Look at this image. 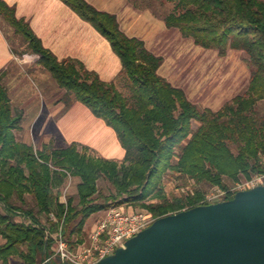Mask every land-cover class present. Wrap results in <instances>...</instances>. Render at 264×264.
I'll list each match as a JSON object with an SVG mask.
<instances>
[{"label":"trees","instance_id":"16d2710c","mask_svg":"<svg viewBox=\"0 0 264 264\" xmlns=\"http://www.w3.org/2000/svg\"><path fill=\"white\" fill-rule=\"evenodd\" d=\"M62 1L109 40L123 64L130 96L80 61H60L30 24L17 17L15 8L0 0L9 44L17 55H39L38 66L66 91L67 107L78 101L105 120L127 157L119 162L95 157L76 144L57 147L52 141L37 150L21 142L17 132L23 130L25 112L14 107L0 77V236L5 240L0 264L13 259L43 264L61 226L74 248L76 239L83 242L88 236L89 219L113 208H146L160 219L208 205L206 186L228 192L242 178L264 174V116L259 110L264 104V0H163L176 4L166 18L168 28L221 57L231 50L243 54L250 70L247 91L218 111L199 107L182 88L163 78V59L149 52L143 41L128 37L115 15L86 0ZM69 175L80 180L78 203L69 198L65 205L62 187ZM169 175L185 184L194 181L198 189L170 195ZM102 180L116 193L107 196ZM236 194L228 193L226 200ZM19 216L28 222L19 221Z\"/></svg>","mask_w":264,"mask_h":264},{"label":"crops","instance_id":"0c3cea01","mask_svg":"<svg viewBox=\"0 0 264 264\" xmlns=\"http://www.w3.org/2000/svg\"><path fill=\"white\" fill-rule=\"evenodd\" d=\"M3 1L15 8L17 17L30 24L45 48L60 61H80L86 69L97 73L102 81L115 83L120 91L121 85L127 87V79L121 84L120 79L126 77L123 64L109 40L62 0ZM86 1L101 12L115 15L128 37L143 41L149 52L162 58L159 74L175 87L182 88L192 100L189 83L181 84L180 80L176 83L173 78L183 69H180V62L191 59L193 47L199 53V46L192 39L184 38L178 29L168 28L166 18L171 11L164 12L161 2V5H149L145 0ZM5 30L0 19V77L9 90L14 107L25 112L27 128L23 126V142L35 149L39 146L40 150L52 141L57 147L76 144L94 152L97 157L124 161L127 152L116 131L78 101L67 107L64 102L66 91L57 83H50L51 75L38 66L35 54H15ZM233 52L237 51L231 50L227 56ZM18 219L27 220L22 216ZM93 231H87L84 241Z\"/></svg>","mask_w":264,"mask_h":264},{"label":"water","instance_id":"95a60500","mask_svg":"<svg viewBox=\"0 0 264 264\" xmlns=\"http://www.w3.org/2000/svg\"><path fill=\"white\" fill-rule=\"evenodd\" d=\"M97 264H264V185L157 219Z\"/></svg>","mask_w":264,"mask_h":264},{"label":"rangeland","instance_id":"374dc122","mask_svg":"<svg viewBox=\"0 0 264 264\" xmlns=\"http://www.w3.org/2000/svg\"><path fill=\"white\" fill-rule=\"evenodd\" d=\"M159 2H161L162 5H164L163 6L164 8L162 9L164 12L167 11L173 12L175 10V6H176L175 3H168L160 0H145V3H148L149 5H151L152 3L153 5H161ZM10 36H12V33ZM17 44L21 46V43H19V41ZM20 48L22 50L25 49L24 46ZM197 48L199 49V53L193 47L191 53V59L180 62V66H181L180 69L182 68L183 69L180 70L179 73L178 72L176 73L177 75H175L173 80L176 83H179L180 80L181 84H186L187 82L189 83L190 85L189 88L192 90L191 97H193L192 98L193 101L189 99L191 102H193L194 104L198 105L201 108L208 107L213 109V111H218L222 109L227 103L231 102L235 97L239 95H243L247 91L249 78H250V70L247 69L246 67L247 64L244 61L243 54L241 52H233L229 56L221 57L217 54V52L206 51L205 49L199 47ZM125 79L127 78L123 77L120 79L121 84L122 82L126 81ZM50 83L53 84L56 83V81L53 79L52 76L50 78ZM122 86L123 85H121L122 92L126 96H130V89L128 88V85L127 87H122ZM198 91H200V94H197ZM17 109H21V108L19 107ZM259 110H260V114L264 116V104L260 105ZM198 126H199L198 124H195L194 128L197 129ZM24 128H27L26 123H24ZM22 131L17 132L18 139L21 142H23L25 139L23 138L24 132ZM31 144L33 143L31 142ZM36 149L40 150L39 146H37ZM80 150L82 151L83 148H80ZM89 154L97 157L96 154L90 150H89ZM246 180L249 179L242 178L238 183H235L231 186L232 189L240 185L241 183L245 182ZM79 183L80 180L77 178L68 179L66 181L65 185L62 187V192L66 193L67 200L69 198H75L76 203H78L77 186ZM100 187L105 191V194L107 196H110L112 193H116L115 188L106 180H102L100 182ZM166 187H167V192L170 195L175 194L178 196L188 191H195L196 189H198V186L195 184L194 181L185 184V181L179 179L178 176L176 175L174 176L169 175L167 177ZM204 189L206 190L207 196L212 194H220V192H223L221 189L216 187L206 186L204 187ZM0 209L2 210V206H0ZM120 209L128 212H137L134 211L132 208H129L127 210L126 206H122ZM138 211H148V209L143 208V209H139ZM104 216L105 213H100L95 216H92L88 221L86 230L90 231L91 229L92 230L95 229L98 222L101 219H103ZM4 243L5 240L0 236V245H3ZM10 264H23V262L13 259Z\"/></svg>","mask_w":264,"mask_h":264},{"label":"built area","instance_id":"2783aa9c","mask_svg":"<svg viewBox=\"0 0 264 264\" xmlns=\"http://www.w3.org/2000/svg\"><path fill=\"white\" fill-rule=\"evenodd\" d=\"M34 59L38 62L40 56L35 55ZM72 178L69 175V179ZM261 185H264V174L254 176L228 192L223 191L220 194L208 195L205 202L208 205L223 202L226 201L228 193L247 191ZM61 202L68 205L66 193L64 192L61 196ZM52 220L58 222L54 215ZM156 220L148 211L129 213L120 208H113L98 222L89 239L83 243L76 241L77 244L74 248L66 240L63 234V226H61L59 232L53 236L55 246H53V252L43 264L56 258L70 264H97L115 254L118 249L125 248L128 240L149 228Z\"/></svg>","mask_w":264,"mask_h":264}]
</instances>
